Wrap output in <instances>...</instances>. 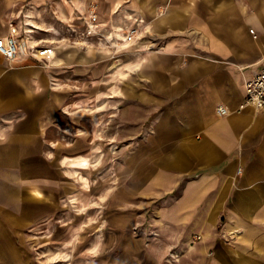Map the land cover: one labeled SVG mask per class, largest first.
Listing matches in <instances>:
<instances>
[{
  "label": "crops",
  "instance_id": "obj_1",
  "mask_svg": "<svg viewBox=\"0 0 264 264\" xmlns=\"http://www.w3.org/2000/svg\"><path fill=\"white\" fill-rule=\"evenodd\" d=\"M91 2L103 36L142 19L136 40L67 39ZM13 29L0 264H25L54 213L81 209V178L106 215L95 264H264V108L239 109L264 61V0H0V37ZM39 39L51 60L27 54Z\"/></svg>",
  "mask_w": 264,
  "mask_h": 264
},
{
  "label": "rangeland",
  "instance_id": "obj_2",
  "mask_svg": "<svg viewBox=\"0 0 264 264\" xmlns=\"http://www.w3.org/2000/svg\"><path fill=\"white\" fill-rule=\"evenodd\" d=\"M83 164L86 165L87 163L84 162ZM98 185L99 183L97 182L96 186ZM91 189L87 179L81 178V187L79 189L81 194L76 196L80 199L76 202L80 204L81 209L54 213L49 218L53 223H51L48 232L42 237H40V233L36 234L39 236L32 237L27 243L23 244L25 249L23 261L25 264H95L96 261L98 263V261L102 260L101 253L103 251L101 252L99 248H102V244H105L103 238L106 227L104 225L101 226V224H105L106 215L103 208L94 210L93 207H89L92 203H89L87 198H91V200L95 198ZM88 195L89 197H87ZM71 199L70 196H65L64 202H70ZM77 218H79L81 225L79 228L71 227V225L57 226V223H55L58 219L59 221L72 219L75 220V224ZM132 232L138 235L133 228ZM179 255H176L173 259L176 264L181 261ZM111 261L113 263L110 264H114L116 260L112 258Z\"/></svg>",
  "mask_w": 264,
  "mask_h": 264
},
{
  "label": "built area",
  "instance_id": "obj_3",
  "mask_svg": "<svg viewBox=\"0 0 264 264\" xmlns=\"http://www.w3.org/2000/svg\"><path fill=\"white\" fill-rule=\"evenodd\" d=\"M132 19V18H130ZM142 19H134V24L127 26H118L114 30V34L111 33L103 36L99 33V27L101 25L98 15V5L95 2H91L87 7V13L83 18V29L77 30L73 25L68 28L70 31L67 39L71 38L73 44L78 42H86L87 39L96 38L98 44L103 41V45L109 46L113 44V38L117 41L128 43L136 40L137 34H139V23ZM56 42L47 39H39L33 45L27 46V54L30 56H41L46 60H51L54 54V44ZM83 45V44H82ZM87 46V45H83ZM0 53L7 59H15L19 53V44L15 37V29L11 30L8 34L0 37ZM245 97L243 102L240 104L239 109L245 106H252L256 109L264 108V61L262 68L252 77L244 83ZM228 108L224 105H218L216 112L219 115L228 113Z\"/></svg>",
  "mask_w": 264,
  "mask_h": 264
}]
</instances>
